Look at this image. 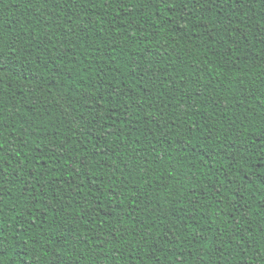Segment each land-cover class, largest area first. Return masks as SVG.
Wrapping results in <instances>:
<instances>
[{"label": "trees", "instance_id": "1", "mask_svg": "<svg viewBox=\"0 0 264 264\" xmlns=\"http://www.w3.org/2000/svg\"><path fill=\"white\" fill-rule=\"evenodd\" d=\"M0 264H264V0H0Z\"/></svg>", "mask_w": 264, "mask_h": 264}]
</instances>
